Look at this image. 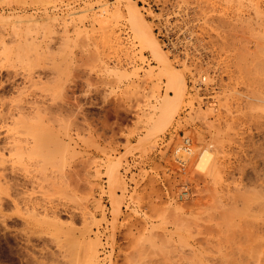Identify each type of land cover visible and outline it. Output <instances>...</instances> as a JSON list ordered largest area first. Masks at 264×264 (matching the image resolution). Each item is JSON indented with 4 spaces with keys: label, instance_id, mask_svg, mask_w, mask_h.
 Here are the masks:
<instances>
[{
    "label": "rangeland",
    "instance_id": "374dc122",
    "mask_svg": "<svg viewBox=\"0 0 264 264\" xmlns=\"http://www.w3.org/2000/svg\"><path fill=\"white\" fill-rule=\"evenodd\" d=\"M263 234L264 0H0V264H264Z\"/></svg>",
    "mask_w": 264,
    "mask_h": 264
},
{
    "label": "bare ground",
    "instance_id": "6f19581e",
    "mask_svg": "<svg viewBox=\"0 0 264 264\" xmlns=\"http://www.w3.org/2000/svg\"><path fill=\"white\" fill-rule=\"evenodd\" d=\"M149 37H152L151 36V33H144V34H142V40L144 41V42H146V43H149L150 42V38ZM152 42V41H151ZM157 46V47H156ZM155 49H156V51L157 52H160V47L158 46V45H156L155 44V47H154ZM169 67V66H168ZM182 75V74H181ZM180 74L179 75H177V76H175V78H176V84H179V86H180V89H181V91H179L180 89H178L177 88V91H178V97L180 96V94L181 93H183L182 92V90H184L185 89V80H184V77H183V75L181 76ZM181 92V93H180ZM177 97V98H178ZM173 100H175V98L173 99ZM185 142H186V145L185 146H183V148H185L186 149V151L187 152H181V151H179V150H181L182 149V146H178L177 148H178V150L177 151H179V152H181V153H185V154H183L184 155V157H188L187 159H189V158H191L192 157V153H193V151H191L192 149H190L189 150V147H188V145L187 144H189V140L188 139H185ZM188 147V148H187ZM186 158H184V159H186ZM200 158V157H199ZM186 159V160H187ZM207 160V157H206V155L202 158V160H201V165L203 166L204 165V163H205V161ZM190 162V161H189ZM206 166V165H205ZM188 196V195H187ZM186 197V196H185ZM264 235V234H263ZM71 237V236H70ZM69 240H71V241H69ZM74 241H75V239L74 238H70V239H68V242H71V244L73 245L74 244ZM71 246V245H70ZM74 246H75V244H74Z\"/></svg>",
    "mask_w": 264,
    "mask_h": 264
},
{
    "label": "clouds",
    "instance_id": "9594fccd",
    "mask_svg": "<svg viewBox=\"0 0 264 264\" xmlns=\"http://www.w3.org/2000/svg\"><path fill=\"white\" fill-rule=\"evenodd\" d=\"M74 155H75L74 152L71 149H69V151L66 154V159L71 160L74 158Z\"/></svg>",
    "mask_w": 264,
    "mask_h": 264
}]
</instances>
